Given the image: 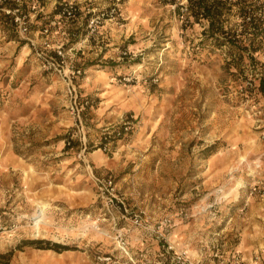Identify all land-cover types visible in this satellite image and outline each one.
Here are the masks:
<instances>
[{
    "label": "rangeland",
    "instance_id": "1",
    "mask_svg": "<svg viewBox=\"0 0 264 264\" xmlns=\"http://www.w3.org/2000/svg\"><path fill=\"white\" fill-rule=\"evenodd\" d=\"M20 2L28 32L0 22V264H264L258 63L228 66L188 0ZM242 4L264 62V0L225 25Z\"/></svg>",
    "mask_w": 264,
    "mask_h": 264
},
{
    "label": "trees",
    "instance_id": "2",
    "mask_svg": "<svg viewBox=\"0 0 264 264\" xmlns=\"http://www.w3.org/2000/svg\"><path fill=\"white\" fill-rule=\"evenodd\" d=\"M238 3L239 0H188L185 7L192 15L195 22H199L202 18L208 20L209 26L205 31L208 36L214 37L219 41L221 40L220 42L222 43L219 42L220 44H224L227 41L232 48L238 49V53H235L233 57H231L232 59L228 61V66L233 65V67L239 69L241 73H244L246 71L245 66L247 65L246 59H249L251 63H258L260 66V71H257L260 73L258 89L262 94H264V62L257 60V58L254 56L256 52H259L263 49V45L258 43L259 41L257 40V36L259 33L262 35L263 31L260 30L262 27L261 18L255 15L256 13L254 12L257 11L256 7L253 5V7L247 6L245 4H242V6L239 7L238 14L241 18L239 23V25H241L240 32L233 30L232 28H227L225 25V23L229 20V15L231 12H233L234 6ZM23 7H25V3L20 2V0H0V22L2 20L8 19L14 29H18L19 21L17 20V16H25L22 10ZM15 9H19L16 14L13 13ZM56 10V14H54L61 15V19H66L68 17V15L64 12V4L60 3L56 7ZM25 14L27 15V13ZM40 15L41 13L37 16L38 23L39 20H41ZM50 22L51 20L47 21L46 23H42L40 26H38V24L35 26L31 23L30 28L32 30L38 29L41 32H45L48 30ZM245 34L252 35L249 37L248 44H246L242 39ZM56 56L59 57L58 54H56ZM44 242H46L48 245H40L41 248H53L60 252L70 249L68 245H62L57 242L52 243L51 241L44 239H32L25 243L34 245L42 244Z\"/></svg>",
    "mask_w": 264,
    "mask_h": 264
},
{
    "label": "built area",
    "instance_id": "3",
    "mask_svg": "<svg viewBox=\"0 0 264 264\" xmlns=\"http://www.w3.org/2000/svg\"><path fill=\"white\" fill-rule=\"evenodd\" d=\"M19 11V9H15L13 11V13H17ZM75 11H76V7H74L73 5H67V7H65V10L64 12L68 15V17H72V16H75ZM26 18V16L24 17H20V16H17V20L19 21V29L21 32L23 33H26L28 32V27L26 26V23H23V20ZM25 24V25H24ZM48 31V30H46ZM59 67H61L60 63L57 64ZM56 69L61 72V69H59L56 65H55ZM79 70V69H78ZM77 72H80L77 71Z\"/></svg>",
    "mask_w": 264,
    "mask_h": 264
},
{
    "label": "bare ground",
    "instance_id": "4",
    "mask_svg": "<svg viewBox=\"0 0 264 264\" xmlns=\"http://www.w3.org/2000/svg\"><path fill=\"white\" fill-rule=\"evenodd\" d=\"M38 221V220H37ZM37 224V223H36Z\"/></svg>",
    "mask_w": 264,
    "mask_h": 264
}]
</instances>
